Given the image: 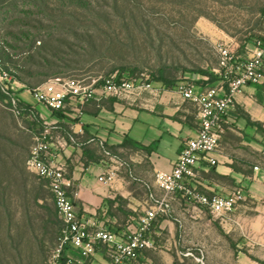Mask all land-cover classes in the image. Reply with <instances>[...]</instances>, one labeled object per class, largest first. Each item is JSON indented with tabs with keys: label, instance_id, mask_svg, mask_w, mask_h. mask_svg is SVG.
Instances as JSON below:
<instances>
[{
	"label": "rangeland",
	"instance_id": "1",
	"mask_svg": "<svg viewBox=\"0 0 264 264\" xmlns=\"http://www.w3.org/2000/svg\"><path fill=\"white\" fill-rule=\"evenodd\" d=\"M90 36L98 44L94 54L87 52ZM262 36L264 0H0V47L11 58L0 56V70L32 103L24 83L94 79L121 67L149 79L163 71L174 82L198 81L190 71L218 68L217 41L247 57ZM43 126L0 100V264H47L58 241L53 197L27 167ZM192 216L181 230L175 221L181 231L175 264H201L200 256L205 264L264 262V198L246 197L225 221L209 212ZM167 218H176L175 211Z\"/></svg>",
	"mask_w": 264,
	"mask_h": 264
},
{
	"label": "crops",
	"instance_id": "2",
	"mask_svg": "<svg viewBox=\"0 0 264 264\" xmlns=\"http://www.w3.org/2000/svg\"><path fill=\"white\" fill-rule=\"evenodd\" d=\"M153 87V91L129 99L109 97L87 102L81 118H77L72 101L64 109L52 111L22 98L56 139L76 138L77 144L69 143L59 150L57 160L65 164L69 191L73 184L82 190L78 194L81 201H76L78 213L119 236L128 221L151 206L149 191L162 194L155 172L170 171L185 141L195 137L199 128L197 108L182 96L179 87L167 88L156 82ZM229 117L219 149L212 154L216 164L201 163L196 185L206 194H227L242 188L245 198H264V83L244 87L236 95ZM90 138L103 142L125 163L110 184L98 179L102 150L97 142L88 143ZM255 166L260 169L255 170ZM172 207L176 218L159 217L154 222L151 236L157 249L143 251L131 264H175L174 253L181 251L177 244L181 231L175 221L186 227L188 217L206 212L181 196L172 198ZM65 255L81 264H109L111 247L98 244L95 253L86 257L68 248Z\"/></svg>",
	"mask_w": 264,
	"mask_h": 264
},
{
	"label": "built area",
	"instance_id": "3",
	"mask_svg": "<svg viewBox=\"0 0 264 264\" xmlns=\"http://www.w3.org/2000/svg\"><path fill=\"white\" fill-rule=\"evenodd\" d=\"M214 48L218 55V68L215 72L219 79L205 86L187 82L179 87L182 96L192 101L197 108V134L185 141L170 171L155 172V183L162 194L149 191L151 206L143 210L137 219L127 222L122 236L90 218H82L78 213V192L69 191L65 164L57 160L59 150L69 143L77 144L76 138L69 135L67 138L56 139L47 127L34 136L27 167L45 182L61 221L58 241L47 264H81L72 256L65 255V251L73 248L86 257L95 253L98 244L111 247L109 264H131L139 259L143 251L157 249L151 236L152 228L156 219L171 215L172 198L181 196L220 221H225L245 200L242 188H235L227 194H206L199 190L196 180L202 162L216 164L212 154L218 151L220 140L230 125L229 110L234 107L236 95L246 86L264 83V36L254 40L246 58L238 55L232 44L226 41H217ZM4 81L11 84L14 82L12 75L0 70V83ZM11 89L14 94L9 106L14 114L20 115L17 89L12 86ZM153 90V82L144 74L118 77L114 73L94 79L51 80L34 88L30 94L52 111L64 109L72 101L77 118H81L82 108L87 102L102 101L109 97L129 99ZM93 142H97L102 150V172L98 179L110 184L125 163L103 142L95 138L88 141ZM254 169L260 168L255 166ZM179 229H182L181 223ZM196 260L205 264L203 256Z\"/></svg>",
	"mask_w": 264,
	"mask_h": 264
},
{
	"label": "trees",
	"instance_id": "4",
	"mask_svg": "<svg viewBox=\"0 0 264 264\" xmlns=\"http://www.w3.org/2000/svg\"><path fill=\"white\" fill-rule=\"evenodd\" d=\"M107 38L110 39L111 42H114V40L116 39L115 37L110 36L109 34H107L106 36ZM88 46H89V54H94L95 52L98 51V44L97 41H95V37L94 36H90V38L85 39ZM117 41V40H115ZM254 42V41H253ZM41 48H44L45 50L51 52L52 51V47H47V46H43ZM0 56L4 57L5 60L7 61H11L10 58V54L7 53L6 49L4 47H0ZM100 56V55H97ZM99 58V57H97ZM64 66V65H63ZM114 69H112L113 72ZM118 77H123V76H127V77H133V75H130L131 73L127 71L126 68L121 67L120 70L118 72H115ZM190 73H192L195 76H200L198 77V81H194L190 82V83H194L196 85H207V84H213L214 82H216L219 79V75L212 70H196V71H190ZM50 76H52V74H46V77L49 78ZM17 78V77H16ZM207 78V79H205ZM57 80V79H56ZM151 81H154L156 83H160L163 86L167 87V88H178L179 87V82H174L168 78H166L164 76L163 71H159L158 76H153L152 79H150ZM5 82L8 81H4L3 83H0V100L3 102H7L8 105H10L11 103V98L14 94V91L11 89V83L8 82V84H6ZM31 91L34 89V86L30 83H24ZM18 93V92H17ZM18 107L20 109V115H28V116H32L34 118H36V120H38L39 122H42L39 118V115L37 114L36 110L33 109L30 105H28L26 102L23 101V99L19 96L18 93ZM248 121L250 123H252L251 119L249 117H247ZM253 124H257V123H253ZM28 159V157H27ZM77 191L78 194H82V190L77 188L74 184L72 185L70 192L73 193ZM76 201L80 202L81 198L77 197ZM61 229V227H60ZM60 233V230H59ZM262 264H264V262H260Z\"/></svg>",
	"mask_w": 264,
	"mask_h": 264
}]
</instances>
